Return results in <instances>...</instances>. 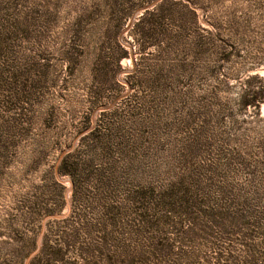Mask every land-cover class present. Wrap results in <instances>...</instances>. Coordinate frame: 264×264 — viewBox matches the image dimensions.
<instances>
[{"label":"rangeland","instance_id":"374dc122","mask_svg":"<svg viewBox=\"0 0 264 264\" xmlns=\"http://www.w3.org/2000/svg\"><path fill=\"white\" fill-rule=\"evenodd\" d=\"M173 1L0 0V264H264V0Z\"/></svg>","mask_w":264,"mask_h":264},{"label":"trees","instance_id":"16d2710c","mask_svg":"<svg viewBox=\"0 0 264 264\" xmlns=\"http://www.w3.org/2000/svg\"><path fill=\"white\" fill-rule=\"evenodd\" d=\"M176 2L173 0H163L159 5H157L153 10H147L138 20V22L135 24L133 30H140L143 26L148 25L151 26L152 32H165L162 20L164 18H168V15H173L174 8L176 7ZM121 47V45H120ZM257 80V78H251L248 81L249 88L246 91V94H244L242 100L244 106H259L261 102L264 101V84L262 83L260 86L253 87L251 84L253 81ZM256 89L253 91L252 89ZM68 156L63 158L60 166H59V173L65 174H73L74 170L73 166L69 164L68 162ZM45 246L41 249V251L37 254V258L44 255L45 252ZM52 259L56 260L58 263L60 262L58 260V256L60 255V250L57 249V247L52 248ZM55 261V262H56Z\"/></svg>","mask_w":264,"mask_h":264}]
</instances>
